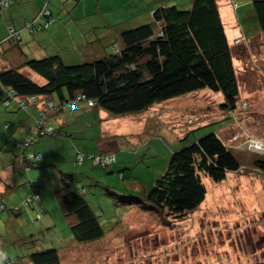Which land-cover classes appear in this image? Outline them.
<instances>
[{
  "label": "rangeland",
  "instance_id": "rangeland-1",
  "mask_svg": "<svg viewBox=\"0 0 264 264\" xmlns=\"http://www.w3.org/2000/svg\"><path fill=\"white\" fill-rule=\"evenodd\" d=\"M180 1L185 9L192 7L193 0ZM217 1L231 46L235 48L234 41L245 36L238 47L247 50V54H241L243 60L234 59L241 90L237 109L240 114L233 117V121H237L234 127L226 126L233 121L227 119L229 114L221 107L223 95L210 90L160 101L142 113L119 116L102 109L109 114L104 121L118 134L114 136L100 133L103 121L97 119L91 109L81 115H78L80 108L67 111L63 114L66 121L50 119L58 127L61 123L65 125L59 127L61 133L56 132L37 143L48 152L45 160L30 169L24 165L15 169L17 188L10 196L4 193L0 198V204L7 207L0 211V248L7 252V260L31 264L32 253L57 248L62 264H252L264 261V171L255 170L256 161L264 155L235 150L241 167L238 171H229L220 182L203 173L206 199L185 218L170 217L165 223L155 212L143 210L136 199L132 204L123 203L128 200L123 195H134L155 184L166 170L173 150L209 132L219 131L227 144L239 146L230 141L231 131L235 129L240 133L244 119L246 131L250 126L251 133L262 139L264 146V40L259 41L264 36L254 10L255 0ZM81 2L52 0L48 8L58 15L64 7L82 14L87 8ZM91 44L89 48H93ZM61 47L68 60L73 56L78 58L68 41L60 43V50ZM82 52L80 50V55ZM82 59L84 62L92 58ZM25 70L36 82H46L29 67ZM30 107L36 111L33 104ZM6 108L11 113L9 107ZM45 110L48 111L46 107ZM36 114L34 122L40 119ZM6 118L0 116V131L4 133L10 124ZM222 127L228 130L222 132ZM29 133L30 129L24 137ZM16 140L15 136L10 137L5 144L15 149ZM78 149L87 155L82 165L73 161V151ZM90 149L101 155L113 152L119 159L104 168L88 158ZM9 154L0 151V170L6 168ZM75 171H78L77 182L80 181L75 187L79 192L80 186L87 190V199L93 204V211L105 231L101 238L86 243L72 240L73 233L56 195L62 184V172ZM108 186L116 188L113 190L119 194H107ZM38 188L44 200L35 202L37 209L30 204V214L36 216L39 209L47 211L49 206L52 209L47 215L50 221L33 222L26 209L20 215L11 212ZM0 189H3L2 183Z\"/></svg>",
  "mask_w": 264,
  "mask_h": 264
},
{
  "label": "trees",
  "instance_id": "trees-1",
  "mask_svg": "<svg viewBox=\"0 0 264 264\" xmlns=\"http://www.w3.org/2000/svg\"><path fill=\"white\" fill-rule=\"evenodd\" d=\"M13 1L8 0L7 6L0 5V18ZM50 1L52 0L46 1L38 15L26 23L27 30L36 31L52 24L54 12L48 8ZM174 3L156 8L151 20L122 30L117 37L120 45L115 44L101 56H94L77 64H67L61 55H48L38 59L26 58L21 65L0 68V84L3 88L1 95H5L0 97L2 104L9 107L16 100L20 109H28L31 104L39 107L40 119L36 118L28 136L15 144L14 150L21 161V167L24 165L30 169L36 167V164L41 165L45 154L34 152V145L56 132L61 133L59 127H63L49 125L50 119L78 109V105L82 103L90 108H100L122 116L145 112L160 101L210 90L223 95L221 107L227 110V119L233 121V117L240 114L237 110L240 80L234 59L243 60L241 54H247L245 48L238 47L245 37L234 41L237 45L235 48L231 46L217 0H193L192 7L188 9ZM253 4L264 36V0H255ZM7 29L6 39L0 42V47L5 43L16 44L21 40L20 30L13 24H8ZM87 39L89 41L86 46L89 47L88 44L92 43L95 47L96 42L92 38ZM25 67L41 75L46 82H36ZM12 92L15 93L14 96ZM22 98L26 100V105L21 103ZM89 101H94L95 104L89 105ZM241 121L243 127L239 126L240 133L235 132V129L234 132L231 131L230 140H233L232 144L239 146L227 144L218 131L209 132L201 138L195 137L191 144L172 152L166 170L150 189L142 188L134 195H123L128 199L123 203L132 204L136 199L143 210L155 212L165 223L170 217L182 219L196 211L207 195V187L202 180L203 173L220 182L227 177L229 171H238L241 167L235 150L264 155V150L243 146L242 142L248 137H254V134L251 131L247 132L248 135L243 134L246 129L244 119ZM236 123L233 121L226 126ZM241 133V137L232 139ZM37 154L41 155L40 159H37ZM79 155H82V159ZM86 156L80 151L76 155V161L82 165ZM99 157H111L114 160L104 165L97 162ZM88 158L94 164L108 168L116 162L117 155L113 152L104 155L88 153ZM255 166L257 170L264 171V158L258 159ZM121 175L123 178L124 173L121 172ZM76 177L74 173L62 172V184L56 190V195L73 233L72 240L80 243L95 241L105 231L93 211V204L87 199V190L80 186L79 192L75 187ZM113 189L116 188L108 186L107 194H119ZM34 194H38L39 198L34 197ZM39 201H42V195L38 188L22 205L13 207L11 212L20 215L26 209L30 214V204L37 209L35 202ZM6 209L4 203L0 204V211ZM39 210L36 216L30 214L33 222L44 218L46 211ZM30 260L31 264H62L57 248L32 253ZM6 264L16 262L7 260ZM252 264H264V261Z\"/></svg>",
  "mask_w": 264,
  "mask_h": 264
},
{
  "label": "crops",
  "instance_id": "crops-1",
  "mask_svg": "<svg viewBox=\"0 0 264 264\" xmlns=\"http://www.w3.org/2000/svg\"><path fill=\"white\" fill-rule=\"evenodd\" d=\"M46 1L48 0H14L11 7L6 12L2 13L3 15L0 18V42L6 39L8 24H13L20 30L21 40L16 44L5 43L0 47V68L10 65H21L26 58L38 59L48 55H61L67 64L81 63L83 57L92 58L94 56H101L106 53V51L111 50L115 44L120 45L117 37L122 30L134 27L132 25L136 26L151 20L152 12L159 6H168V4L173 3V1H176L180 5L182 4L180 0H82L81 3H84V8H87V10H83L82 14H75L72 10L64 7L59 15L56 12L53 14V22L48 28L36 31L27 30L25 28L26 23L32 21L38 15ZM95 3H97V5H95ZM54 7L56 6L54 5ZM87 38H92L96 42L94 44L95 47L89 48L86 46L87 41H89ZM263 40L264 39L261 38L259 40L260 43H262ZM64 41H68V43L73 45V52L74 54L76 52L78 53V58L75 56L70 60L65 58L62 47V50H60V43H64ZM80 50H83L81 54L82 57L80 55ZM2 89V85L0 84L1 98L5 96L1 95ZM79 108L81 111L78 115H81L83 111L87 112L91 109L95 117L103 121V130H101L100 133L103 132V134L108 136L118 135L111 130L112 128H110L109 123L104 121V119H106L105 116L109 115L104 110L90 108L83 103L78 105V109ZM176 108L179 110L181 109L179 106ZM9 109L11 113L3 106L0 100V116H2V119L3 117H7L5 121L10 123H8L10 126L8 125L9 129H7V133L0 131V138H3L2 144L0 143V151L10 153L9 156L6 157V162L8 163L6 168L0 170V172L10 173L7 179L0 177V183L3 184V189H0V193H7L6 195L10 196V193L13 192L12 190L17 188L15 182V169L19 170L22 164L17 157L18 155L14 147L11 148L5 143H8L10 137L13 136L16 137V141L23 138L33 125L36 113H39V110L36 106V111L31 107L20 110L16 100L11 103ZM78 109H73V111ZM1 112L6 115H2L3 113ZM245 116L247 117V115ZM54 117L65 120L64 115H56ZM52 119L54 118L52 117ZM244 123L246 124L247 122L244 120ZM49 125H53L54 127L57 126L51 122V120ZM62 125L64 126L65 123H61L59 126ZM12 126L14 130H11ZM227 130L228 128L223 129L222 132ZM248 131H251L250 126L248 127ZM33 148L36 153H44L46 156L48 154L45 146L41 144H36ZM89 151L90 153L95 152L91 149ZM78 152H80L79 149L73 151V161L74 159L76 161ZM118 159L119 156L117 155L116 161H118ZM256 168L257 166H255V170H257ZM73 173L76 174L78 171ZM77 183L79 184V182H76V185ZM42 200H44L43 196ZM48 210L51 212L52 209L48 206L42 220L50 221V218L47 216ZM45 224L49 225L47 222H45Z\"/></svg>",
  "mask_w": 264,
  "mask_h": 264
},
{
  "label": "built area",
  "instance_id": "built-area-1",
  "mask_svg": "<svg viewBox=\"0 0 264 264\" xmlns=\"http://www.w3.org/2000/svg\"><path fill=\"white\" fill-rule=\"evenodd\" d=\"M8 0H0V5H3V6H7L8 5V2H7ZM13 34H15V33H13ZM11 35L12 37H14V35ZM15 95V93L14 92H12V96H14ZM7 104H8V101L6 102ZM21 103L23 104V105H26L27 104V102H26V100L25 99H21ZM89 103V105H94L95 104V102L94 101H89L88 102ZM43 132H45V130L43 129ZM248 131H244L243 132V134H245V135H247L248 133H247ZM250 135V134H249ZM242 136V133L241 134H238V135H235V136H233V139L234 140H236V139H238L239 137H241ZM262 139H259V138H257V137H248L247 139H245L243 142H242V144H243V146L244 147H247V148H249V149H255V150H264V146L262 145V141H261ZM79 157H80V159H82V155H79ZM41 158V155L39 154H37V159H40ZM97 160V162H100V163H102V164H110L113 160H114V158H101V157H99V158H97L96 159ZM34 197H36V198H39V195L38 194H34L33 195Z\"/></svg>",
  "mask_w": 264,
  "mask_h": 264
},
{
  "label": "clouds",
  "instance_id": "clouds-1",
  "mask_svg": "<svg viewBox=\"0 0 264 264\" xmlns=\"http://www.w3.org/2000/svg\"><path fill=\"white\" fill-rule=\"evenodd\" d=\"M237 41H239V40H237ZM9 175H10V173H8V172H0V177H4L5 179H7ZM7 259H8L7 252H5L2 248H0V264H6Z\"/></svg>",
  "mask_w": 264,
  "mask_h": 264
}]
</instances>
